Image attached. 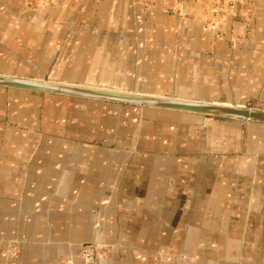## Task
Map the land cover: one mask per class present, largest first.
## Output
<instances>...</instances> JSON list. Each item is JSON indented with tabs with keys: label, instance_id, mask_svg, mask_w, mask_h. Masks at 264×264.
Masks as SVG:
<instances>
[{
	"label": "crops",
	"instance_id": "1",
	"mask_svg": "<svg viewBox=\"0 0 264 264\" xmlns=\"http://www.w3.org/2000/svg\"><path fill=\"white\" fill-rule=\"evenodd\" d=\"M42 1L0 0V75L264 110V0ZM64 257L264 264V121L0 86V264Z\"/></svg>",
	"mask_w": 264,
	"mask_h": 264
},
{
	"label": "water",
	"instance_id": "2",
	"mask_svg": "<svg viewBox=\"0 0 264 264\" xmlns=\"http://www.w3.org/2000/svg\"><path fill=\"white\" fill-rule=\"evenodd\" d=\"M0 86L17 87L36 91L55 92L66 95L100 98L124 103L172 108L177 110L193 111L238 119L264 121V110L261 109L247 107H227L201 102L162 99L138 95L135 93H122L118 91H107L76 85L51 83L49 81H37L31 78L0 75Z\"/></svg>",
	"mask_w": 264,
	"mask_h": 264
},
{
	"label": "rangeland",
	"instance_id": "3",
	"mask_svg": "<svg viewBox=\"0 0 264 264\" xmlns=\"http://www.w3.org/2000/svg\"><path fill=\"white\" fill-rule=\"evenodd\" d=\"M146 2H147L146 4H149V3H152L153 0H146ZM26 4L28 8L36 11L37 9L42 8L44 6V1L26 0ZM230 4L233 5L234 3H231L230 0H166L165 9L166 11L168 10L172 12L173 14L183 15L182 7L184 6L183 10H185V14H187L188 16H192L193 14L200 15L199 19L202 20L204 25H206L207 27L213 26V25L226 27L228 26L227 25L228 21H226L227 20L226 17L228 16V13H230V9H231ZM196 11H197V14H196ZM224 19L226 20L223 21ZM240 38L243 40L242 37ZM233 40L234 39H231V43H233ZM247 108H253V107H247ZM254 109H257V108H254ZM203 115L210 116V117L212 116L226 117V116L213 115V114H210V115L203 114Z\"/></svg>",
	"mask_w": 264,
	"mask_h": 264
},
{
	"label": "built area",
	"instance_id": "4",
	"mask_svg": "<svg viewBox=\"0 0 264 264\" xmlns=\"http://www.w3.org/2000/svg\"><path fill=\"white\" fill-rule=\"evenodd\" d=\"M13 249H14V254H16L17 251V243L13 244ZM102 247L98 244H93V243H88V244H83L81 247V259L83 263H86L93 259L96 254L100 251ZM59 264H75L74 259L72 257H64L60 259Z\"/></svg>",
	"mask_w": 264,
	"mask_h": 264
},
{
	"label": "bare ground",
	"instance_id": "5",
	"mask_svg": "<svg viewBox=\"0 0 264 264\" xmlns=\"http://www.w3.org/2000/svg\"><path fill=\"white\" fill-rule=\"evenodd\" d=\"M7 76V75H6ZM14 77V76H13ZM22 78V77H21ZM32 79V78H31ZM33 80H37V79H33ZM37 81H47V80H37ZM51 83H59V82H52V81H49ZM60 84V83H59ZM61 84H64V83H61ZM68 85H72V84H68ZM74 85V84H73ZM76 86H80V85H76ZM82 86V85H81ZM82 87H86V86H82ZM89 88H95V87H89ZM95 89H100V88H95ZM100 90H107V91H117V90H110V89H100ZM118 92H122V93H132V92H125V91H118ZM134 94V93H133ZM135 94H138V95H144V94H140V93H135ZM144 96H149V97H155V98H162V99H173V98H166V97H158V96H152V95H144ZM91 98V97H89ZM100 99V98H98ZM107 100V99H105ZM173 100H181V101H189V100H183V99H173ZM113 101V100H111ZM119 102V101H118ZM191 102H197V101H191ZM201 103H206V102H201ZM133 104V103H131ZM209 104H214V103H209ZM139 105V104H137ZM214 105H220V104H214ZM144 106H149V105H144ZM222 106H227V105H222ZM151 107H156V106H151ZM227 107H238V106H227ZM163 108V107H162ZM169 109H172V108H169ZM177 110V109H176ZM185 111V110H183ZM189 112H193V111H189ZM196 113H199V112H196ZM201 114H204V113H201ZM210 115V114H208Z\"/></svg>",
	"mask_w": 264,
	"mask_h": 264
}]
</instances>
